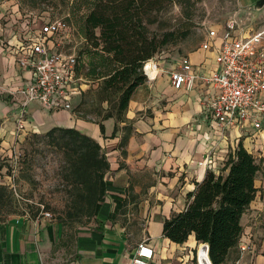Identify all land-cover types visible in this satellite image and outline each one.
<instances>
[{
  "label": "crops",
  "instance_id": "1",
  "mask_svg": "<svg viewBox=\"0 0 264 264\" xmlns=\"http://www.w3.org/2000/svg\"><path fill=\"white\" fill-rule=\"evenodd\" d=\"M20 33L8 43L0 42V160L12 156L30 134H44L56 127L74 128L101 145L110 171L105 201L88 227H68L53 217L39 215H12L0 221V264H131L142 242L154 250L149 264H199V251L200 263L206 264L203 255L205 252L210 261L208 245L198 243L194 234L183 244L172 242L163 233L164 221L186 209L187 195L209 170L223 173L239 145L260 165L255 180L258 191L241 218L239 244L224 264H264V117L260 128L252 121L223 132L210 125L205 106L216 90L204 83V77L217 69L212 50L200 45L180 58L179 64L183 57L192 64L195 84L190 91L173 85L170 74L178 66L156 69V78L133 94L127 122L120 124L115 137L114 119L103 122V134L98 123L74 114L82 93L95 82L79 70L70 83L72 108L46 110L31 102L24 109V128L20 129L24 98L18 92L32 80L33 71L20 66L19 55L36 35L28 27H22ZM221 37L220 29L212 42L218 44ZM126 127H131L132 133L122 148ZM210 151L214 154L213 169L199 166ZM117 202L121 203L118 209Z\"/></svg>",
  "mask_w": 264,
  "mask_h": 264
},
{
  "label": "trees",
  "instance_id": "2",
  "mask_svg": "<svg viewBox=\"0 0 264 264\" xmlns=\"http://www.w3.org/2000/svg\"><path fill=\"white\" fill-rule=\"evenodd\" d=\"M48 1L40 0L41 3ZM57 1L68 14L67 19H60L67 27L70 16L82 13L86 46L77 57L76 69L80 72L88 69L87 74L99 82L96 89L82 93L74 114L79 119L98 123L103 134V122L114 119L112 136L115 137L120 124L127 122L133 94L148 81L145 64L178 42L176 32L152 30L151 26L158 24L159 15L179 0ZM91 94L96 96L90 106ZM125 130L122 148L127 146L132 133L131 127ZM35 136L62 154L60 170L69 203L67 214L58 220L64 226L75 227L83 219H95L105 201L106 176L110 171L101 145L74 128L56 127ZM259 171L260 165L254 156L239 145L229 156L223 173L209 170L205 179L196 184L195 191L187 195L186 209L164 221L165 237L183 244L194 234L198 243L208 245L211 263L224 264L229 252L239 244L243 232L241 218L256 198L255 180ZM16 193L0 183V213L17 214ZM120 206L117 202V209Z\"/></svg>",
  "mask_w": 264,
  "mask_h": 264
},
{
  "label": "rangeland",
  "instance_id": "3",
  "mask_svg": "<svg viewBox=\"0 0 264 264\" xmlns=\"http://www.w3.org/2000/svg\"><path fill=\"white\" fill-rule=\"evenodd\" d=\"M257 0H179L163 11L159 23L151 26L152 30L174 31L178 42L166 47L154 58L160 69L177 67L182 56L197 50L206 38V26L225 24L231 19L250 24L259 29L264 27V9L254 11L251 6ZM60 1L50 0H0V42L8 43L9 38L20 33L22 27L36 30L49 21L67 19L65 7ZM70 26L60 33L45 40L48 48L64 55L80 56L86 46L83 37L82 13L70 16ZM81 61H85L82 58ZM88 69H82L84 76ZM99 82L91 84L96 89ZM96 95L91 94V101ZM106 107V104H105ZM94 107L93 109H96ZM97 119L96 116L93 117ZM30 134L19 143L17 151L0 160V183L7 185L12 191L15 188L17 205L15 215L38 216L40 205H44L55 219L65 217L68 211L69 196L65 191L61 165L62 154L49 147L46 140ZM11 214L0 213V221L8 219ZM94 221L83 219L74 226H90Z\"/></svg>",
  "mask_w": 264,
  "mask_h": 264
},
{
  "label": "built area",
  "instance_id": "4",
  "mask_svg": "<svg viewBox=\"0 0 264 264\" xmlns=\"http://www.w3.org/2000/svg\"><path fill=\"white\" fill-rule=\"evenodd\" d=\"M65 28L67 26L60 19L46 23L40 26L38 33L35 30V37L31 36L22 48L19 55L20 66L31 68L33 78L18 92L24 98L19 117L20 129L24 128V109L31 102H38L46 110L72 108L73 91L70 83L77 71V57L59 53L54 48H48L44 42ZM220 29L221 41L214 44L212 41L218 37ZM201 48L212 50L217 64V69L204 77V83L216 90L205 106L207 121L222 132L247 121H252L255 128H260L264 117V27L254 29L250 24L236 19L223 25L206 26V38ZM149 65H153L152 70L159 67L154 60L144 66L148 80H154L156 77L148 73ZM191 71V62L183 57L176 70L170 74L176 89H193L195 76ZM213 159V151H210L198 164L213 169ZM13 190L16 191L15 188ZM39 216L52 218L44 205H40ZM153 257V248L147 242H142L131 264H149ZM198 262L201 264L200 251Z\"/></svg>",
  "mask_w": 264,
  "mask_h": 264
},
{
  "label": "water",
  "instance_id": "5",
  "mask_svg": "<svg viewBox=\"0 0 264 264\" xmlns=\"http://www.w3.org/2000/svg\"><path fill=\"white\" fill-rule=\"evenodd\" d=\"M251 8L254 11H260L262 9H264V0H257L256 3H254Z\"/></svg>",
  "mask_w": 264,
  "mask_h": 264
},
{
  "label": "bare ground",
  "instance_id": "6",
  "mask_svg": "<svg viewBox=\"0 0 264 264\" xmlns=\"http://www.w3.org/2000/svg\"><path fill=\"white\" fill-rule=\"evenodd\" d=\"M152 66H153V65H149L148 68H147V69H148V73H149L151 76H153V75L156 73V70H154V69L152 70V68H151ZM203 256H204V258H205V260H206V264H210V261L208 260V257L206 256V253H205V252H204V255H203ZM204 258H203V259H204ZM201 262H202V261H201Z\"/></svg>",
  "mask_w": 264,
  "mask_h": 264
}]
</instances>
